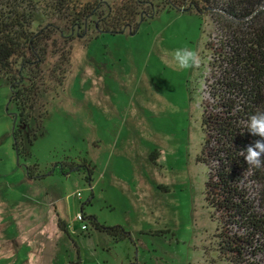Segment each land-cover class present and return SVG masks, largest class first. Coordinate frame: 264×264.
Wrapping results in <instances>:
<instances>
[{"label":"rangeland","instance_id":"1","mask_svg":"<svg viewBox=\"0 0 264 264\" xmlns=\"http://www.w3.org/2000/svg\"><path fill=\"white\" fill-rule=\"evenodd\" d=\"M31 21L36 32L42 11L33 10ZM91 32L72 42L43 136L28 146L34 117L22 129L20 158L12 148L16 107L0 77V264H230L219 251L204 201L207 168L198 161L201 106L211 101L220 65L210 17L161 11L133 35L88 43ZM184 47L198 51L199 68L175 69L171 54ZM63 162L88 164L91 182L85 173L49 174ZM89 217L122 226L130 240L115 243Z\"/></svg>","mask_w":264,"mask_h":264},{"label":"trees","instance_id":"2","mask_svg":"<svg viewBox=\"0 0 264 264\" xmlns=\"http://www.w3.org/2000/svg\"><path fill=\"white\" fill-rule=\"evenodd\" d=\"M35 9L42 11L44 21L33 32ZM169 10L209 16L219 36L213 39L220 65H211L218 75L209 87L211 101L201 106L198 161L208 173L204 201L217 223L219 251L230 264H264V168L249 167L239 153L257 139L247 131L248 118L264 111V0H0V77L8 82L9 101L16 107L12 148L18 158L24 156L22 129L33 117L35 131L28 146L43 136L48 98H54L64 81L73 40L87 37L90 30L88 43L103 34L133 35L140 23ZM231 21L239 27L231 28ZM35 170L27 168L28 179ZM55 172L85 173L91 182L85 163H58L49 174ZM84 220L82 215L80 222ZM88 221L115 243L130 240L122 226H104L94 217ZM63 224L58 227L67 232Z\"/></svg>","mask_w":264,"mask_h":264},{"label":"clouds","instance_id":"3","mask_svg":"<svg viewBox=\"0 0 264 264\" xmlns=\"http://www.w3.org/2000/svg\"><path fill=\"white\" fill-rule=\"evenodd\" d=\"M171 63L177 71L196 69L201 66L202 59L198 51L189 48H178L171 54ZM248 133L256 137L239 153L249 167L264 168V111L257 110L247 122Z\"/></svg>","mask_w":264,"mask_h":264},{"label":"built area","instance_id":"4","mask_svg":"<svg viewBox=\"0 0 264 264\" xmlns=\"http://www.w3.org/2000/svg\"><path fill=\"white\" fill-rule=\"evenodd\" d=\"M80 220H82V218H81V217H80ZM80 220H79V221H80Z\"/></svg>","mask_w":264,"mask_h":264},{"label":"flooded vegetation","instance_id":"5","mask_svg":"<svg viewBox=\"0 0 264 264\" xmlns=\"http://www.w3.org/2000/svg\"><path fill=\"white\" fill-rule=\"evenodd\" d=\"M85 230H87V227H85Z\"/></svg>","mask_w":264,"mask_h":264}]
</instances>
